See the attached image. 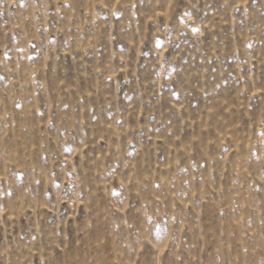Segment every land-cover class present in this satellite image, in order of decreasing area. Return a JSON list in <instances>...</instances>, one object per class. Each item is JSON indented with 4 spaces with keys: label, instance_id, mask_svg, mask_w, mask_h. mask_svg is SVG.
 <instances>
[{
    "label": "rangeland",
    "instance_id": "rangeland-1",
    "mask_svg": "<svg viewBox=\"0 0 264 264\" xmlns=\"http://www.w3.org/2000/svg\"><path fill=\"white\" fill-rule=\"evenodd\" d=\"M0 264H264V0H0Z\"/></svg>",
    "mask_w": 264,
    "mask_h": 264
}]
</instances>
